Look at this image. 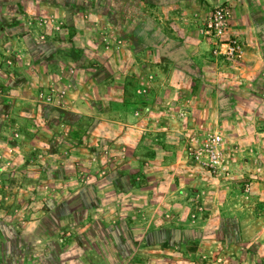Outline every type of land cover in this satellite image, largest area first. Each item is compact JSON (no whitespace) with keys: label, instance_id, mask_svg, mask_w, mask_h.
Segmentation results:
<instances>
[{"label":"rangeland","instance_id":"obj_1","mask_svg":"<svg viewBox=\"0 0 264 264\" xmlns=\"http://www.w3.org/2000/svg\"><path fill=\"white\" fill-rule=\"evenodd\" d=\"M217 5L227 13L219 38L205 32ZM232 38L264 51V0H0V264L135 258L148 221L137 227L128 211L151 193L152 163L161 165L155 195L174 199L196 189L185 183L191 162L207 178H227L190 157L195 135L222 136L229 177L237 164L241 192L264 214V121L250 146L240 132L248 122L236 118L241 61L215 52ZM109 60L115 87L129 88L95 89L109 80ZM100 97L106 119L81 108ZM238 128L250 153L238 150ZM164 242L159 264H187L185 247ZM263 243L259 234L246 251L205 252L203 263L248 253L264 264Z\"/></svg>","mask_w":264,"mask_h":264},{"label":"crops","instance_id":"obj_2","mask_svg":"<svg viewBox=\"0 0 264 264\" xmlns=\"http://www.w3.org/2000/svg\"><path fill=\"white\" fill-rule=\"evenodd\" d=\"M110 64L111 60L106 62L105 67L106 79L109 80L97 83L95 89L107 92L108 85H111L113 90H121L122 87L129 88L130 85H124V81L118 82L120 85L116 84L115 87L114 84L117 81L110 78V73L107 70L112 68ZM103 71L98 70L96 74L99 76V74L105 73ZM263 74L264 51L255 54L253 50L245 46L244 58L240 63H236V88L239 93L238 99H236V118H240L241 122H248V127H242L243 129L240 132L244 131L243 134H247L250 146L252 145L251 140L256 138L255 122L259 120V123H262L264 121V85H260L264 83ZM89 79L93 81L91 77ZM258 83L260 84L257 85ZM256 91L259 94L258 97L255 95ZM106 99L107 97L95 98V101L90 104H82L81 108L88 109L92 114H101L106 119L108 113L101 111L102 105L107 106ZM130 108L124 109V111H128L126 114H129ZM102 116L97 117L103 118ZM130 130V127L127 126L126 131ZM237 132H239V128ZM240 132L238 140L242 143L237 146L238 150L249 152L251 148H246V145L243 146L245 144H243L244 138L241 136L242 134L240 135ZM154 163L152 164L156 165V176L150 178L145 175L147 179L146 189L151 193L143 192L142 208L137 209V211L135 209L128 211V214H134L138 217L137 227L144 228L145 222L148 221L146 224L148 229H145V233H143L144 229L142 230V238H140L142 240L136 246V257L126 261H123L122 258L120 264L122 262L123 264H159L160 257L157 251H160L161 246L165 243L164 241L175 247L176 250L185 247L187 253L185 259L182 260L187 264H204L203 256L205 252L216 253L222 249H233L235 254H239L236 251L241 249L246 251L251 244H254L256 236L260 234L264 237V214L258 208L255 209V205L252 204L255 202L254 200L249 201V197L241 192V182L243 180L241 178L243 176L241 174L242 169L237 164L231 169L232 177L215 180L202 175L201 170L198 169V171L193 167V163L189 162L190 166L187 169L192 176H189L185 183L188 185L191 183L196 189L191 190L192 194L188 196L186 195L188 192L184 193L183 191L186 195L185 200L180 199L182 197L174 199L171 194L160 196V190L155 195V185H160L158 174L161 165L157 161ZM241 166L243 168L251 167L250 164ZM163 168L172 170L173 173L176 170L171 165H164ZM252 168L254 166L251 167V170ZM239 182L240 184H237ZM146 218L147 220H145ZM259 228L260 231H258ZM259 240L257 239L256 242L261 244ZM146 251L152 253H146ZM245 254L244 259L240 258L239 255H234L232 262L235 264H253L254 255ZM215 258L219 259L220 257ZM112 264H118V262Z\"/></svg>","mask_w":264,"mask_h":264},{"label":"built area","instance_id":"obj_3","mask_svg":"<svg viewBox=\"0 0 264 264\" xmlns=\"http://www.w3.org/2000/svg\"><path fill=\"white\" fill-rule=\"evenodd\" d=\"M227 26V13L222 5L214 7L213 14L207 21L206 34L216 38L222 37ZM216 54L227 59L241 61L245 54V44L239 38H232L217 46ZM222 136L219 133H206L202 138L196 135L190 141V157L200 167L207 169L212 175L230 176V171L224 165ZM249 186L246 185L245 189Z\"/></svg>","mask_w":264,"mask_h":264}]
</instances>
